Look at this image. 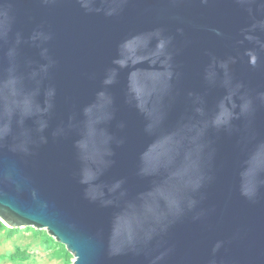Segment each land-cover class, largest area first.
<instances>
[{
	"label": "water",
	"instance_id": "water-1",
	"mask_svg": "<svg viewBox=\"0 0 264 264\" xmlns=\"http://www.w3.org/2000/svg\"><path fill=\"white\" fill-rule=\"evenodd\" d=\"M0 221L73 264H264V0H0Z\"/></svg>",
	"mask_w": 264,
	"mask_h": 264
},
{
	"label": "rangeland",
	"instance_id": "rangeland-1",
	"mask_svg": "<svg viewBox=\"0 0 264 264\" xmlns=\"http://www.w3.org/2000/svg\"><path fill=\"white\" fill-rule=\"evenodd\" d=\"M48 237L45 230H13L4 225L0 229V264H73L74 257L66 247L48 244Z\"/></svg>",
	"mask_w": 264,
	"mask_h": 264
},
{
	"label": "trees",
	"instance_id": "trees-1",
	"mask_svg": "<svg viewBox=\"0 0 264 264\" xmlns=\"http://www.w3.org/2000/svg\"><path fill=\"white\" fill-rule=\"evenodd\" d=\"M4 228V225L2 224V222L0 221V229ZM15 232V231H14ZM48 244L54 245V246H59L61 244L57 243L53 238L48 237ZM62 246V245H61Z\"/></svg>",
	"mask_w": 264,
	"mask_h": 264
}]
</instances>
